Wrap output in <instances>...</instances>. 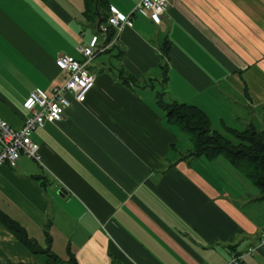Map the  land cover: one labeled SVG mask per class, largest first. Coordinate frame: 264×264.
Masks as SVG:
<instances>
[{
	"label": "crops",
	"instance_id": "obj_1",
	"mask_svg": "<svg viewBox=\"0 0 264 264\" xmlns=\"http://www.w3.org/2000/svg\"><path fill=\"white\" fill-rule=\"evenodd\" d=\"M139 1L109 3L130 15ZM84 10V0H0V115L11 126L30 115L32 90L64 83L57 57L82 60L77 44L102 38ZM118 34L88 64L84 100L70 96L63 119L33 133L44 164L23 155L0 167V209L78 264H229L233 252L264 264V251L246 254L264 232L260 188L223 155H188L159 102L197 105L225 134L264 130V0H174L159 24L135 13ZM19 263L47 258L0 222V264Z\"/></svg>",
	"mask_w": 264,
	"mask_h": 264
},
{
	"label": "trees",
	"instance_id": "obj_2",
	"mask_svg": "<svg viewBox=\"0 0 264 264\" xmlns=\"http://www.w3.org/2000/svg\"><path fill=\"white\" fill-rule=\"evenodd\" d=\"M84 4L86 19L99 31L102 24L108 23L111 15L109 0H84ZM109 31L106 42L111 41L116 35V29L113 26H110ZM162 49L166 57V61L162 65V83L164 85L168 80L170 50L168 40L163 43ZM121 77L126 83L134 82L132 77L124 76L123 73ZM159 102L166 113V118L177 124L191 141L192 148L188 155L208 158L218 155L225 156L260 188V199H264V130L258 129L253 124L243 130L228 126L225 134L213 129L209 115L197 105L178 101L167 103L161 98ZM0 222L12 232L17 241L24 244L33 253L45 255L47 264H78L73 252H68V258H62L53 251V239L47 230L45 231L47 244L43 246L29 235L19 221L1 209Z\"/></svg>",
	"mask_w": 264,
	"mask_h": 264
},
{
	"label": "built area",
	"instance_id": "obj_3",
	"mask_svg": "<svg viewBox=\"0 0 264 264\" xmlns=\"http://www.w3.org/2000/svg\"><path fill=\"white\" fill-rule=\"evenodd\" d=\"M173 1L140 0L130 15H125L117 8L111 7L108 23L100 26L102 38L95 37L92 42L84 41L77 44L76 51L82 55V60L65 54L57 57L56 64L67 72L68 76L64 83L52 87L50 92L39 88L30 92L28 99L30 115L25 119L23 126L15 128L0 115V167L5 164H15L23 155L44 164L40 144L32 138L33 133L49 122L63 119L71 106L70 96L81 102L94 87L95 73L89 69L88 64L99 53L109 48L107 42L101 41L107 40L106 34L109 27L113 26L116 29V35H119L118 33L124 27L133 25L135 13L144 14L159 24L164 12ZM258 251H264V232L258 243L246 254L254 255ZM229 264H243V255L233 252Z\"/></svg>",
	"mask_w": 264,
	"mask_h": 264
},
{
	"label": "water",
	"instance_id": "obj_4",
	"mask_svg": "<svg viewBox=\"0 0 264 264\" xmlns=\"http://www.w3.org/2000/svg\"><path fill=\"white\" fill-rule=\"evenodd\" d=\"M63 192H64V193H67V190H66L65 187H62V188L58 191V193H59L60 195H64Z\"/></svg>",
	"mask_w": 264,
	"mask_h": 264
},
{
	"label": "rangeland",
	"instance_id": "obj_5",
	"mask_svg": "<svg viewBox=\"0 0 264 264\" xmlns=\"http://www.w3.org/2000/svg\"><path fill=\"white\" fill-rule=\"evenodd\" d=\"M100 55H102V54H100ZM99 55V56H100ZM164 63H165V60H164ZM185 137L187 138V141H188V143H189V146L188 147H190L191 146V142H190V140H189V138H188V136L185 134ZM232 138H234V137H232ZM185 144V143H184Z\"/></svg>",
	"mask_w": 264,
	"mask_h": 264
}]
</instances>
